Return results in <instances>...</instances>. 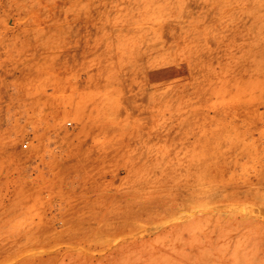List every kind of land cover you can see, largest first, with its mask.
<instances>
[{"label":"rangeland","instance_id":"1","mask_svg":"<svg viewBox=\"0 0 264 264\" xmlns=\"http://www.w3.org/2000/svg\"><path fill=\"white\" fill-rule=\"evenodd\" d=\"M0 264H264V0H0Z\"/></svg>","mask_w":264,"mask_h":264},{"label":"bare ground","instance_id":"2","mask_svg":"<svg viewBox=\"0 0 264 264\" xmlns=\"http://www.w3.org/2000/svg\"><path fill=\"white\" fill-rule=\"evenodd\" d=\"M159 11V10H158ZM142 12V11H141ZM141 14V13H140ZM164 15V14H163ZM170 15V14H169ZM171 16V15H170ZM141 18V17H140ZM148 18V17H147ZM151 20H153V19H151ZM148 21V20H147ZM169 21H170V19H169ZM145 22V21H144ZM147 23V22H146ZM167 23H169V22H167ZM145 25V24H144ZM149 27V26H148ZM177 31V30H176ZM174 32V31H173ZM173 34V33H172ZM180 34V33H179ZM160 38V37H159ZM157 40V39H156ZM164 41V40H163ZM162 42V41H161ZM159 49V48H158ZM170 60V59H169ZM165 62V61H164ZM176 63V62H175ZM152 68V67H151ZM157 68V67H156ZM138 69V68H137ZM253 70V69H252ZM232 71V70H231ZM244 71V70H243ZM240 72H241V70H240ZM229 73V72H228ZM238 74V73H237ZM240 74V73H239ZM144 76V75H143ZM217 77V76H216ZM232 78V77H231ZM234 78V77H233ZM175 79V78H174ZM220 80H221V78H219ZM176 80V79H175ZM216 80V79H215ZM214 80V81H215ZM218 80V79H217ZM230 80V79H229ZM185 81V80H184ZM219 81V80H218ZM227 81V80H226ZM229 82V81H228ZM167 83V82H166ZM184 83V82H183ZM226 85V84H225ZM226 86H228V84L226 85ZM227 89V88H226ZM144 93V92H143ZM138 95V94H137ZM140 95V94H139ZM138 95V96H139ZM142 95V94H141ZM140 95V96H141ZM136 96V95H135ZM137 97V96H136ZM138 98V97H137ZM203 98V97H202ZM174 99V98H173ZM210 99V98H209ZM130 101V100H129ZM246 103V102H245ZM100 104V103H99ZM98 104V105H99ZM97 105V104H96ZM153 106H155V100L153 99V98H151V97H149V96H146V95H143V96H141L140 98H138V99H135V100H132L131 102H128V101H126L125 103H124V108H125V110L126 111H124V113H126L125 114V116L127 117L128 116V114H129V112L127 111V110H132V108L133 109H136L139 113H141V112H143V110L144 109H151ZM98 107V106H97ZM101 107H102V105H101ZM104 107V106H103ZM93 108V107H92ZM91 108V109H92ZM105 108V107H104ZM109 109V108H108ZM100 110V109H99ZM98 110V111H99ZM103 110V109H102ZM102 110H100V111H102ZM106 110V109H105ZM112 110V109H111ZM242 110V109H241ZM243 111V110H242ZM111 112V111H110ZM109 112V113H110ZM112 112H113V110H112ZM114 112H116V114H118L117 115V117L121 114V110H116V111H114ZM102 113V112H101ZM100 113V114H101ZM105 113V112H104ZM104 113H102V115L104 114ZM108 113V114H109ZM106 114H107V112H106ZM110 114H112V113H110ZM97 115V114H96ZM105 116V115H104ZM103 116V117H104ZM121 116V115H120ZM99 117V116H98ZM109 117V116H108ZM242 117V116H241ZM97 118V117H96ZM100 118H102V117H100ZM127 132V131H126ZM133 132V131H132ZM133 135H135L134 133H133ZM136 135H138V134H136ZM131 136H132V134H131ZM137 137V136H136ZM237 137V136H236ZM233 138V137H232ZM139 141H140V137H139V135H138V138H137ZM235 139V138H234ZM137 140V141H138ZM240 140V139H239ZM238 140V141H239ZM240 152V151H239ZM86 173V172H85ZM261 173V172H260ZM259 175V174H258ZM86 190V189H85ZM261 190V189H260ZM256 191V190H255ZM254 191V192H255ZM255 194V193H254ZM256 196V195H255ZM76 211V210H75ZM95 218V217H94Z\"/></svg>","mask_w":264,"mask_h":264}]
</instances>
